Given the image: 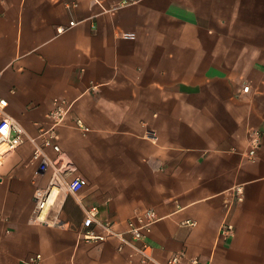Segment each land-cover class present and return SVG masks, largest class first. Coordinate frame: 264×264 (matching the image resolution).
<instances>
[{
    "label": "crops",
    "instance_id": "crops-1",
    "mask_svg": "<svg viewBox=\"0 0 264 264\" xmlns=\"http://www.w3.org/2000/svg\"><path fill=\"white\" fill-rule=\"evenodd\" d=\"M0 95L30 136L69 100L58 142L84 179L34 220L50 170L29 140L3 156L0 264H140L117 237L81 238L90 206L120 231L153 209L159 263L264 264V0H0Z\"/></svg>",
    "mask_w": 264,
    "mask_h": 264
},
{
    "label": "built area",
    "instance_id": "built-area-1",
    "mask_svg": "<svg viewBox=\"0 0 264 264\" xmlns=\"http://www.w3.org/2000/svg\"><path fill=\"white\" fill-rule=\"evenodd\" d=\"M74 20L69 22L72 25ZM64 29V27H61ZM249 85L245 84L242 90L247 91ZM8 100L0 95V163L3 156L13 150L19 144L29 140L33 143V150L30 156V161L35 163L38 171L50 170V177L46 186L36 187L34 189V208L33 219L38 221H47L42 216V212L55 203L56 196L59 192L74 193L79 190L84 179L79 176H69L74 168L70 164L69 158L63 155L58 142L59 125L66 122L71 102L64 97H53L52 106L48 111L47 116L50 123L46 126H40L35 136H30L22 126V124L14 117L6 112ZM73 125L82 131H87L88 127L79 117L74 119ZM262 132L257 128H252L249 131V148L247 157L250 160L256 158V153L261 144ZM50 147L56 155L51 157L45 148ZM157 216L153 209L147 208L129 217L126 220L124 230H116L113 227V221L110 219H100L97 217V208L90 206L85 208L80 236L87 242H101L110 237H117L120 240L117 248L122 250L127 247L130 250V255H137L140 264H210L208 261L201 260L197 257H188L185 260L182 252H176L170 255L163 263H159L152 255V244L149 241V235L152 229L153 222ZM51 223H56L52 220ZM185 224L194 225L195 221L187 219ZM231 230V225L225 223L221 227V232L228 233ZM29 264H43L40 253L29 257Z\"/></svg>",
    "mask_w": 264,
    "mask_h": 264
}]
</instances>
